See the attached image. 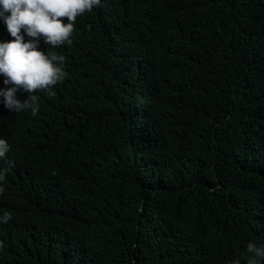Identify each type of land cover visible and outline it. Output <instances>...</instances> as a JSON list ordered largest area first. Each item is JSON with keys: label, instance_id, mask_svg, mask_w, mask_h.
Returning a JSON list of instances; mask_svg holds the SVG:
<instances>
[{"label": "trees", "instance_id": "obj_1", "mask_svg": "<svg viewBox=\"0 0 264 264\" xmlns=\"http://www.w3.org/2000/svg\"><path fill=\"white\" fill-rule=\"evenodd\" d=\"M72 40L41 39L68 76L37 115L0 97V264H246L264 246V0H101Z\"/></svg>", "mask_w": 264, "mask_h": 264}, {"label": "clouds", "instance_id": "obj_2", "mask_svg": "<svg viewBox=\"0 0 264 264\" xmlns=\"http://www.w3.org/2000/svg\"><path fill=\"white\" fill-rule=\"evenodd\" d=\"M100 4L101 0H0V19L14 37L10 42H0V76L4 77V85H10L0 88L5 108L10 112L31 111L33 116L37 115L38 92L54 95L53 88L68 76L66 57L54 51L39 50L41 39L53 48L71 46L77 18L91 13ZM25 35L30 38L27 42ZM21 92L27 93L28 98L21 100L18 97ZM11 147L6 139L0 138V160L9 165L0 168V181L5 180L9 168L14 166V161L7 160ZM3 192L0 185V195ZM11 219L12 214L5 211L0 215V224ZM0 250H3L2 241ZM246 253V264H260L264 260V246L254 242L247 244ZM234 264H240V260Z\"/></svg>", "mask_w": 264, "mask_h": 264}]
</instances>
